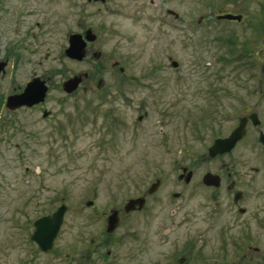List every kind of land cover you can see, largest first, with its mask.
<instances>
[{
  "label": "rangeland",
  "instance_id": "1",
  "mask_svg": "<svg viewBox=\"0 0 264 264\" xmlns=\"http://www.w3.org/2000/svg\"><path fill=\"white\" fill-rule=\"evenodd\" d=\"M18 5L25 17L0 30V93L34 77L47 91L39 109L0 105V264H264V149L250 132L230 152H207L247 110L264 132V96L255 91L264 83V0ZM223 13L240 20L216 18ZM86 28L96 34L87 54L67 57L69 34ZM74 75L77 87L63 91ZM180 166L193 172L187 183ZM250 166L259 168L254 178ZM220 169L243 191V214L223 185L201 182ZM141 195L143 208L124 216L126 200ZM61 204V225L43 252L30 238L33 222ZM114 209L122 220L106 231ZM174 211L187 223L166 232Z\"/></svg>",
  "mask_w": 264,
  "mask_h": 264
},
{
  "label": "water",
  "instance_id": "2",
  "mask_svg": "<svg viewBox=\"0 0 264 264\" xmlns=\"http://www.w3.org/2000/svg\"><path fill=\"white\" fill-rule=\"evenodd\" d=\"M217 19H227V20H240L239 14L223 13L216 16ZM94 39V34L91 30H87L82 37L80 34H71L68 38V46L64 49V53L67 57L74 60H81L85 56V45L86 40L90 41ZM169 65L175 68L178 63L171 56H168ZM4 62H0V70L3 67ZM122 70V68H120ZM81 81L80 75H74L67 78L62 83L63 91L71 93ZM100 82V79L98 80ZM47 91V85L44 80L40 77H34L28 82H26L23 89L14 94H10L6 99V107L9 109H15L21 106H31L33 104L42 102L44 100ZM47 111H43L42 116H45ZM142 115L137 118L140 119ZM256 113H251V120L253 124H257L259 121L255 119ZM245 117H240L238 119L237 125L229 132L225 137L215 138L212 144L208 147V155L213 157L222 153L229 152L245 134ZM259 141L264 145V133H259ZM189 178V173L186 176V180ZM202 183L205 185L218 186L219 180L217 175L207 172L202 177ZM159 185V179H155L147 188L146 192L148 194L154 192ZM177 193H173L176 196ZM240 191H237L233 197L234 201L240 198ZM145 198L143 196L129 198L123 205V210L125 212L141 209L144 205ZM91 201H87L86 205H90ZM66 210V206L61 204L58 206L51 214H47L37 218L34 222V229L30 236L31 240L34 241L37 246L43 252L49 250L52 247L53 240L57 234V231L61 225L63 214ZM242 212L243 209H240ZM118 223V211L111 210L110 214L106 219V231H111L115 228Z\"/></svg>",
  "mask_w": 264,
  "mask_h": 264
},
{
  "label": "flooded vegetation",
  "instance_id": "3",
  "mask_svg": "<svg viewBox=\"0 0 264 264\" xmlns=\"http://www.w3.org/2000/svg\"><path fill=\"white\" fill-rule=\"evenodd\" d=\"M19 2V4H21L22 2H23V0H0V30H1V26L3 25V24H8L9 22L11 23H13V25H15L18 21H19V19L21 18V17H25V13H26V11L25 12H21L19 9H17V7L19 8V5H18V2ZM84 2H85V4H89V5H95V4H97V5H105L106 6V3H108V2H111V0H83ZM57 11V10H56ZM57 12H59V11H57ZM27 16H31V12L28 10V12H27V14H26ZM77 15L79 16V12L77 11ZM36 24V26H39V23H35ZM76 24L78 25L79 24V21L77 20L76 21ZM28 27V29H30V25H28L27 26ZM91 30L90 28H86V29H84L83 30V32H73V33H71V34H80L82 37H84V34H85V32L87 31V30ZM14 34H15V30L14 31H12ZM29 32V31H28ZM91 32L94 34V36H96V34L91 30ZM71 34H69V36L71 35ZM69 36H68V38H69ZM96 54H100V52L98 51V52H95ZM85 54H87V52L85 51ZM255 54H257V53H255ZM4 62V64H3V67H2V69L0 70V77L1 76H3L4 75V73H5V66H6V59L5 60H0V62ZM257 88L255 89V91H259V94H261V95H263L264 96V83H258L257 85ZM251 91H253V88H252V90ZM16 93V92H15ZM12 94V93H11ZM10 94L8 93V94H6V96L3 98V96L1 95V93H0V105L2 104V101L3 102H5V100L7 99V97L9 96ZM4 99V100H3ZM41 104H42V102H40V103H36V104H34V105H31L30 106V108L31 107H33V108H36V109H39L40 108V106H41ZM4 105L6 106V104L4 103ZM5 108H7V107H5ZM8 109V108H7ZM9 110V109H8ZM12 110H14V109H12ZM42 111H47V110H45L44 108L42 109ZM47 112H49V111H47ZM145 113L146 112H144L143 114L145 115ZM251 113H256V112H254V111H251V110H247V111H245V113H243V114H241L240 116H239V118L240 117H245L246 118V122H245V134L243 135V137L239 140V141H237L236 143H235V145H234V147L231 149V150H233L234 148H236L235 146L237 145V143H239L240 141H242V140H244V139H246L247 138V135H248V133H250V132H252L253 134H254V136L253 135H251V138L249 139L250 140V142L252 143V144H254L253 146H255L256 145V148H259L260 150H263L264 149V145L262 144V142H260L259 141V133L260 132H262V133H264L261 129H260V121L257 123V124H253L252 123V120H251ZM49 114V113H48ZM48 114H46L45 116H43L44 118H46V116L48 115ZM257 113H256V117H255V119H257ZM238 118V119H239ZM141 119V118H140ZM139 119V120H140ZM4 123H5V120H4ZM9 123V125H10V121L8 122ZM230 150V151H231ZM229 151V152H230ZM249 171H251V174H249L248 175V177L249 178H254L258 173H259V168H257V167H255V166H250L249 167ZM207 172H209V171H207ZM206 172V173H207ZM189 173V178L186 180L185 178H186V176H187V174ZM210 173H212V174H214V175H217V177H218V180H219V184H218V186H211V185H204V186H207L208 188H211V189H215V190H217V189H219L222 185L224 186V188H225V190H226V194H228V195H232V200H233V197H234V195H235V193L237 192V191H240V193H241V195H240V198L237 200V201H232L233 202V204L234 205H236L237 207V211H238V213H240V214H243L244 213V211H245V209L242 207V206H240L239 204H240V202L241 201H243V199H244V194H243V191L241 190V189H239L237 186H236V182H235V180L232 178L233 177V172H231V171H226V169H224V170H221L220 169V171L219 172H210ZM193 177V172H192V170H189V169H187L185 166H180L179 168H178V180L179 181H181V180H183V182H185V183H187V182H189L190 180H191V178ZM201 182H202V178H201ZM159 185H160V182H159ZM174 193H177V195L175 196V197H177V196H179L178 194V192H174ZM146 194V193H145ZM146 195H150V194H146ZM144 198H145V196H144ZM145 202H146V200H145ZM145 202H144V204H145ZM144 206V205H143ZM143 206H142V208H143ZM141 208V209H142ZM240 209H243V211L241 212L240 211ZM139 210H137V209H135V210H131V211H128V212H124V216H126V215H128V214H133L134 212H138ZM177 212L178 211H174L173 213H172V215L174 216V217H176V219H175V221H173V222H171V225H170V227H168L167 229H166V232H169V231H174V230H176L178 227H182V226H185L186 225V223H187V216H184V215H182L181 217H178L177 216ZM107 214V213H106ZM187 215V214H186ZM120 216V211L118 210V217ZM178 217V218H177ZM120 220H122L120 217L118 218V224H119V222H120ZM108 240V239H107ZM248 247L249 248H253L252 250H254V251H258V248L257 247H251V246H249L248 245ZM109 253V251L107 252V254ZM183 260H184V258H179V262L182 264L183 263ZM222 264V263H221ZM230 264H234V263H230ZM237 264V263H236Z\"/></svg>",
  "mask_w": 264,
  "mask_h": 264
}]
</instances>
